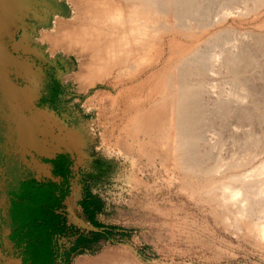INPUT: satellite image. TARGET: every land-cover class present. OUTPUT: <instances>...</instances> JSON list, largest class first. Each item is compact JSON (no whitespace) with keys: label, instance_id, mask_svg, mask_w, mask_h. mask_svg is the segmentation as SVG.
I'll use <instances>...</instances> for the list:
<instances>
[{"label":"bare ground","instance_id":"1","mask_svg":"<svg viewBox=\"0 0 264 264\" xmlns=\"http://www.w3.org/2000/svg\"><path fill=\"white\" fill-rule=\"evenodd\" d=\"M15 1L19 8L21 1ZM69 2L68 13L51 11L54 22L42 25L39 41L53 40L55 52L57 47L68 46L70 51L77 46L79 55L90 54V61L81 64L87 71L73 75L89 85L98 81L108 85L90 98L89 106L95 100L99 107L107 108L111 102L114 108L113 119L98 124L135 137L165 134L183 190L206 207L214 231L233 244L219 247L212 257L169 262L145 261L130 244L110 246L98 257L83 256L79 263L237 264L239 250L244 249L245 264H264V158L248 169V163L264 153V136L257 133L260 138L255 141L261 108L264 111V0ZM5 48L2 45L0 78L6 80V99L19 112L18 125L22 127L26 111L32 112L34 122L44 111L57 120L55 111L37 106L31 90L11 83L7 68L13 61ZM20 62V74L36 82L42 79L44 72L29 66L33 62L28 65L26 58ZM201 113L211 123L221 120L227 125L232 149L220 154L215 136L219 131L213 130L204 134L210 148L202 152ZM50 123L47 130L52 129ZM210 158L215 165L207 164Z\"/></svg>","mask_w":264,"mask_h":264},{"label":"rangeland","instance_id":"2","mask_svg":"<svg viewBox=\"0 0 264 264\" xmlns=\"http://www.w3.org/2000/svg\"><path fill=\"white\" fill-rule=\"evenodd\" d=\"M20 1L18 8L15 0H0V53L4 45L6 57L13 61L7 68L11 83L31 90L39 108L55 111L59 117L51 120L44 111L39 122H34L32 112L26 111L20 127L16 121L19 112L4 94L5 77L0 78V247L7 250L12 264H21L18 246L9 237L14 189L25 177L64 180L65 173L56 172L51 161L61 155L71 160V166L65 174L68 195L59 208L65 222L57 225L60 230L54 235L56 264H80L83 256L98 257L110 246L129 244L145 261L161 262L200 260L215 256L219 247L233 246L221 231H214L206 207L188 198L183 190L175 153L165 134L138 133L135 137L110 132L98 124L112 120L114 108L111 102L107 108L99 107L95 100L89 106L90 98L98 90H107L108 85L101 81L89 85L73 75L87 71L81 64L90 61V54L79 55L77 46L70 51L68 46L57 47L55 52L53 40L46 39L45 44L39 41L41 28L54 22L51 11L68 13L69 0ZM52 30L49 28L57 35ZM23 58L28 65L33 62L29 66L34 70L44 72L40 81L20 74ZM259 116L262 124L256 128L255 141L264 136L262 108ZM199 118L203 123L198 130L203 134L199 136L202 152L210 148L205 135L214 131H219L215 136L220 154L233 148V142L227 140V125L221 120L211 123L207 114L201 113ZM49 123L51 130L46 128ZM140 139L146 142L139 143ZM251 145L257 146V142ZM262 155L252 159L248 169L258 165ZM215 163L214 158L207 161ZM180 216H186L185 221H178ZM239 253L241 259L236 263L245 264V250Z\"/></svg>","mask_w":264,"mask_h":264},{"label":"trees","instance_id":"3","mask_svg":"<svg viewBox=\"0 0 264 264\" xmlns=\"http://www.w3.org/2000/svg\"><path fill=\"white\" fill-rule=\"evenodd\" d=\"M17 192L18 199L13 207L14 222L27 228L26 235L31 237L29 248L40 257L35 256V260L42 264H54L51 234L60 229L56 226L59 215L52 208L61 203L62 197L52 184H40L35 180L25 182ZM14 236H17L16 233Z\"/></svg>","mask_w":264,"mask_h":264},{"label":"flooded vegetation","instance_id":"4","mask_svg":"<svg viewBox=\"0 0 264 264\" xmlns=\"http://www.w3.org/2000/svg\"><path fill=\"white\" fill-rule=\"evenodd\" d=\"M51 161L54 164V168L56 170V172L60 171L62 173L68 172L70 170V166H71V160L66 156V155H61V157H56L54 159H51ZM64 176V180L57 182L55 180H38L35 177H25L24 179H21L20 182H18L16 189H14V193L12 194V205L9 211V217L12 220L11 223V231L9 234L10 239L16 243V245L18 246L19 249V256L18 258H20V262L21 264H42L40 263V261H36L35 260V256L40 259L39 256H37L35 253H33L30 248H29V243L31 241V237L26 235V231L27 228L23 227L22 224H16L14 222V214H13V207H14V202L15 200L18 199V195H17V191H20V188H22L23 184L29 180H35L37 182H39L40 184L43 183H48V184H52L56 190H57V194L62 197V201L59 205H56L54 208H52L53 210H55V212L59 215V220L56 221V226L59 225V223H64L65 221L62 220V218L65 216L62 215L63 211H59V208L62 207V205L65 203V199L68 195V189H66L67 184H65V179H66V175ZM51 209V208H50ZM49 209V210H50ZM60 220H62V222H60ZM14 233H16L17 236H14ZM56 231L53 232V234H51L52 237V249H53V254H54V264H56L55 260H56V253L54 250V235H55ZM2 246L4 245V243L1 244ZM7 250H1L0 247V264H12V258L6 254Z\"/></svg>","mask_w":264,"mask_h":264}]
</instances>
